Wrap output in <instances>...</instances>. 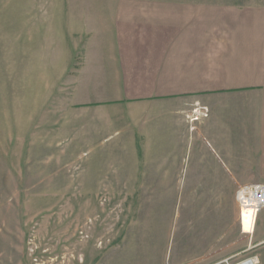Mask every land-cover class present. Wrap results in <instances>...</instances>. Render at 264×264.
Masks as SVG:
<instances>
[{
	"label": "rangeland",
	"instance_id": "rangeland-1",
	"mask_svg": "<svg viewBox=\"0 0 264 264\" xmlns=\"http://www.w3.org/2000/svg\"><path fill=\"white\" fill-rule=\"evenodd\" d=\"M197 4L264 0H0V264H171L172 228H208L213 204L229 264H264L235 197L264 181L176 179L208 112L146 98L159 23Z\"/></svg>",
	"mask_w": 264,
	"mask_h": 264
},
{
	"label": "crops",
	"instance_id": "crops-1",
	"mask_svg": "<svg viewBox=\"0 0 264 264\" xmlns=\"http://www.w3.org/2000/svg\"><path fill=\"white\" fill-rule=\"evenodd\" d=\"M171 13V20L159 23L162 32L147 59L143 54L141 73L151 92L159 93L146 98L193 99L189 118L208 112L194 124L185 168L176 179L264 181V4L176 6ZM172 163L176 168L179 158L172 157ZM220 210V204L210 205L203 218L208 228L202 224L180 234L172 228L171 264L228 260ZM239 218L238 212L237 228L246 238V251H259L264 245V211L253 232L245 231ZM263 257L257 254L260 263Z\"/></svg>",
	"mask_w": 264,
	"mask_h": 264
},
{
	"label": "built area",
	"instance_id": "built-area-1",
	"mask_svg": "<svg viewBox=\"0 0 264 264\" xmlns=\"http://www.w3.org/2000/svg\"><path fill=\"white\" fill-rule=\"evenodd\" d=\"M196 119L194 118V120ZM235 197L239 203V212L242 214V211H245L251 217L253 232L256 226L258 214L264 210V183L243 185L238 188ZM240 221L242 224V217H240ZM226 264H229V262L226 261ZM235 264H258V261L256 258L250 257Z\"/></svg>",
	"mask_w": 264,
	"mask_h": 264
},
{
	"label": "bare ground",
	"instance_id": "bare-ground-1",
	"mask_svg": "<svg viewBox=\"0 0 264 264\" xmlns=\"http://www.w3.org/2000/svg\"><path fill=\"white\" fill-rule=\"evenodd\" d=\"M239 215H240V217H242V223H243L244 230L245 231H251L252 227H253L251 217L245 211H242V214L239 212Z\"/></svg>",
	"mask_w": 264,
	"mask_h": 264
}]
</instances>
